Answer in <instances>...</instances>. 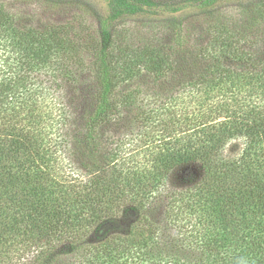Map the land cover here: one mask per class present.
Returning a JSON list of instances; mask_svg holds the SVG:
<instances>
[{"label":"trees","instance_id":"1","mask_svg":"<svg viewBox=\"0 0 264 264\" xmlns=\"http://www.w3.org/2000/svg\"><path fill=\"white\" fill-rule=\"evenodd\" d=\"M227 1H0V264H264V2Z\"/></svg>","mask_w":264,"mask_h":264},{"label":"rangeland","instance_id":"2","mask_svg":"<svg viewBox=\"0 0 264 264\" xmlns=\"http://www.w3.org/2000/svg\"><path fill=\"white\" fill-rule=\"evenodd\" d=\"M0 1L5 3L11 11L17 13L24 9L30 12H37L43 21L66 22L71 20L75 14H81L93 29H97L98 27L96 15L98 13L105 14L108 11L109 4V0H62L54 9L46 10L42 7L45 0ZM26 1H31V3H27ZM261 2H264V0H229L223 6L226 9L233 10L239 3L256 4ZM158 20L157 18L152 19L148 15H137L125 18L120 22V26L125 29H131L132 32H135V35H138L139 33H146L148 29H151L150 26ZM104 130L106 137H115L119 140L129 139L126 138L128 129L125 123H122L118 119L107 125ZM130 145H133V142ZM130 145L128 144V146Z\"/></svg>","mask_w":264,"mask_h":264}]
</instances>
